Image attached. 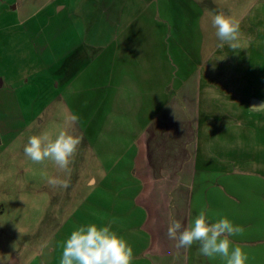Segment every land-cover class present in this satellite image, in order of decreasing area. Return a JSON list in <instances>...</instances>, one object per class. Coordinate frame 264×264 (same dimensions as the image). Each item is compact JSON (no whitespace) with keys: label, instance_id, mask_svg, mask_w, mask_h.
<instances>
[{"label":"rangeland","instance_id":"1","mask_svg":"<svg viewBox=\"0 0 264 264\" xmlns=\"http://www.w3.org/2000/svg\"><path fill=\"white\" fill-rule=\"evenodd\" d=\"M58 1L0 0V262L43 264L42 258L52 246L58 248L59 255L53 253L57 262L55 259L51 264H59L63 243L71 232L78 226L95 223L110 226L128 245L135 239L133 246L136 252L141 247L143 256L138 255L131 264H150L151 255H144V215L135 207L140 199L129 158L115 162L138 132L134 107L140 93L135 90L132 95V84L127 82V89L118 94L120 97L111 107L105 130L78 131L71 118L85 93L65 90L66 69L55 66L69 57L64 58L86 33L93 42L101 41L97 31H104L102 41L109 42L108 38L117 32L135 31L137 42L139 36L145 35L139 32L189 31V39L201 45V59L205 58L193 70L194 77L201 81L194 100L200 114L210 112V120L206 121L218 130L211 142L226 143L233 126L224 119H230V111L240 105L243 96L232 83L247 79L264 81V0H121V18L114 27L103 22L110 16L108 13L105 17L95 5L81 3L82 0H68L66 11L54 13ZM79 7L83 11L77 14L74 9ZM218 11L239 22L235 49L227 44L218 46L220 41L209 15ZM86 21L103 26L84 31ZM123 34L121 42L125 39ZM141 91L144 98L147 91ZM214 114L227 117L215 121V126L211 117ZM60 131L80 138L68 171H59L48 160L34 163L24 155L23 147L30 135L47 132L55 138ZM194 135L196 156L208 133L199 126ZM259 137L258 133L256 138ZM238 177L246 181L253 178L256 184L261 181L256 175L241 173ZM50 178H58L60 183L53 186ZM223 190L225 209L215 212L214 206L206 212L208 221L227 217L241 227L243 232L230 239L246 253V264H264V230L251 226L246 208L238 212L242 220H232L231 201L225 199L231 194L227 188ZM170 214L163 213L166 222L158 225L161 241L168 237L166 225ZM156 246L158 251L166 252L164 245ZM187 264L224 262L220 257L210 259L201 255L199 245L193 244Z\"/></svg>","mask_w":264,"mask_h":264},{"label":"crops","instance_id":"2","mask_svg":"<svg viewBox=\"0 0 264 264\" xmlns=\"http://www.w3.org/2000/svg\"><path fill=\"white\" fill-rule=\"evenodd\" d=\"M88 2L99 8L103 16L110 15L103 19L105 26L114 27L121 18L122 9L118 7L121 0H82L81 3ZM57 3L60 4L54 13L67 10L68 0ZM74 10L77 14L83 11L80 7ZM98 26L103 25L86 21L83 30L91 31ZM97 32L101 41L91 42L86 33L64 58L69 57L62 58L64 60L55 67L66 69L65 90L70 88L73 94L85 93L79 108L73 112L78 117L75 122L78 131L105 130L111 107L113 109L120 97L118 94L127 89V82L132 84V95L135 90L140 93V100L135 101L134 107L138 132L133 143L115 162L126 156L129 158L140 199L135 207L144 215L138 230L145 229L147 251L144 255H151L150 264H163L164 261L166 264H187L188 261L189 248L178 250L174 240L159 239L158 225L166 222L163 213L171 212L168 219L174 217L187 225L201 209L205 213L214 206L215 212L224 210L223 189L226 188L231 194L225 197L231 201V219L242 220L238 212L246 208L251 226L264 230V81L247 79L232 83L236 92L240 90L243 96L240 105L230 111V119H224L233 126L230 138L226 143L211 142V136L218 130L206 121L210 120V112L200 114L194 100L199 95L201 81L194 77L193 70L200 67L205 58L201 59V45L189 39V31L139 32L145 35L139 36L137 42H134L137 40L135 31L117 32L108 38L109 42L102 41L104 31ZM122 34L125 39L121 42ZM79 60L82 62L77 63ZM240 84H245L246 88H240ZM141 90L147 91L144 98ZM254 100L259 102L257 108L252 107ZM211 117L216 126L215 121L227 116L214 114ZM199 126L206 129L208 138L202 141L195 156L193 141ZM258 133L259 139L256 138ZM116 170L120 172L121 169ZM241 173L256 175L261 181L256 184L253 178L241 179L238 177ZM134 243L135 239L129 243L134 251L132 261L138 255L139 258L143 256V249L140 247V252H136ZM156 245H164L166 252L158 251ZM57 249L51 246L42 263L51 264L55 259L57 262V258L52 257L53 253L58 254Z\"/></svg>","mask_w":264,"mask_h":264},{"label":"clouds","instance_id":"3","mask_svg":"<svg viewBox=\"0 0 264 264\" xmlns=\"http://www.w3.org/2000/svg\"><path fill=\"white\" fill-rule=\"evenodd\" d=\"M211 25L220 41L219 47L227 44L238 47L239 22L223 11L210 12ZM74 124L77 117L71 118ZM80 138L69 131H60L55 138L47 132L32 134L23 147L24 155L34 163L51 161L61 172L68 171ZM56 186L58 178H50ZM243 229L235 226L227 217L209 222L204 209L188 221L187 225L174 217L169 218L167 236L176 242L175 247L188 249L199 245L201 255L210 259L220 257L224 264H246L247 255L230 237L241 234ZM133 249L127 241L110 226L95 223L76 227L64 241L59 264H131ZM3 264V262H0Z\"/></svg>","mask_w":264,"mask_h":264},{"label":"water","instance_id":"4","mask_svg":"<svg viewBox=\"0 0 264 264\" xmlns=\"http://www.w3.org/2000/svg\"><path fill=\"white\" fill-rule=\"evenodd\" d=\"M252 103H253V104H252V107H254V108H257L258 105H259V104H258L259 102L257 103L255 100H254Z\"/></svg>","mask_w":264,"mask_h":264}]
</instances>
